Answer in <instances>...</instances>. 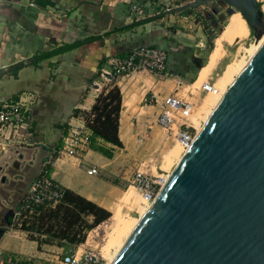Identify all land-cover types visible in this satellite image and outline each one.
<instances>
[{
    "label": "crops",
    "instance_id": "1",
    "mask_svg": "<svg viewBox=\"0 0 264 264\" xmlns=\"http://www.w3.org/2000/svg\"><path fill=\"white\" fill-rule=\"evenodd\" d=\"M184 1L0 0V72L3 74L0 103L14 97L21 99L29 106L31 116L29 128L18 130L14 142L6 146L11 155L0 157V256H12L31 264L39 260L44 261L42 264L51 263L52 260L45 257L43 246L38 250L37 243L27 239L24 232L8 228L29 186L48 163L50 179L61 189L70 190L111 212L121 194L120 187L104 175L112 159L88 147L77 157H68L59 153L62 140L69 130L86 128L83 114L90 113L99 95L93 83L100 80V68L107 67L110 58L125 56L142 46H155L166 52L167 73L170 78L176 77L166 82L149 73H146L148 77L138 73L118 78L113 83L122 96L118 131L122 150L149 139L147 137L159 127L156 124L159 108L154 99L150 100L152 104L147 102L148 95L152 93L160 101L172 92L169 80L176 85L182 78L195 74L197 78L214 49L205 61L201 48L207 37L203 14L198 15L204 6L181 14L167 13ZM166 3L172 6H165ZM134 4L143 10V18L130 12ZM192 10L198 12L191 15ZM148 18L154 19L122 30ZM92 37L101 38L42 60L36 67L24 66L13 75L17 65L39 53ZM182 86L183 82L177 87ZM76 109L80 113L73 116ZM62 125L67 128H56ZM99 145L115 149L102 142ZM92 167L97 171L88 175Z\"/></svg>",
    "mask_w": 264,
    "mask_h": 264
},
{
    "label": "water",
    "instance_id": "2",
    "mask_svg": "<svg viewBox=\"0 0 264 264\" xmlns=\"http://www.w3.org/2000/svg\"><path fill=\"white\" fill-rule=\"evenodd\" d=\"M218 1L262 37L257 0H185L167 13ZM112 264H264V42Z\"/></svg>",
    "mask_w": 264,
    "mask_h": 264
},
{
    "label": "rangeland",
    "instance_id": "3",
    "mask_svg": "<svg viewBox=\"0 0 264 264\" xmlns=\"http://www.w3.org/2000/svg\"><path fill=\"white\" fill-rule=\"evenodd\" d=\"M257 1L263 8L264 0ZM132 6L137 5L134 4ZM165 6L170 7L172 4L166 3ZM138 8L141 9L140 6H138ZM130 12L137 16L132 12V10ZM195 12L197 13L198 11L192 10L191 15ZM232 13H235V11L221 1L212 7L204 6L203 9L198 12V15L203 14L202 20H204L205 35L207 37L206 43L201 48L203 50L204 56L206 57V59L204 58L205 61H207L209 52L215 48L214 40L221 35ZM144 16L145 14L143 12L140 18H143ZM247 29L248 34L241 40H237L231 44L225 42L222 43L218 61L203 84L193 85L198 78H196L197 74L191 78H182L181 81L183 82V88H178L174 82L169 80L172 83L168 84V86H170L172 89L170 95H176L177 97L194 104V110L190 118V122L196 130H193L194 134H197L201 130L204 121L208 117L209 113L212 112L216 104V99H220L223 95V92H226L229 88V86L224 84L222 81V76L225 69L228 66H232L241 61L247 62L249 60V55L246 50L254 42V38L248 26ZM188 44L189 43L187 42V45H184L185 48H187ZM199 52L202 53L200 50ZM143 74L144 76L147 75L146 73ZM174 77L176 76L170 78V75L167 73V77L160 78L159 80L168 82V79H173ZM97 81L100 83L101 79ZM112 85L113 83H104V86L102 87L103 91H101L104 92L108 90ZM204 85H212L216 90L213 99H210L209 97V95L211 96V92H201V87ZM163 86L166 87L165 85H162L161 87ZM101 93H99V95ZM151 94L152 93H150V95L147 97V102L149 104H152L150 100L153 99V95ZM147 138L149 139L146 142L135 145L134 148L128 150H120L116 148L113 149L114 153L112 154L113 156L111 158L113 163L105 168L104 175H107L105 178L109 181H114L115 184L120 187L121 194L111 208V217L94 229L87 231L85 234V238L88 237L89 234L88 245L91 247V249L95 253L101 255L100 258L102 260V264H109L110 257L118 251L120 243L124 242L126 239L127 229H125L124 232L118 237L114 235L118 222L122 220L129 222L128 225H131L136 220L138 221L142 214H144L149 208H147L145 202L137 194L134 188L130 186V178L132 173L137 169H140L143 172H147V174H153L155 176L163 175V178H168L184 154L181 146L174 140L172 135L165 132L160 127L153 131V133ZM173 152H176V155H173ZM7 154L11 155L9 151H6L5 149L3 154H0V157H7ZM112 236L113 241L110 239ZM43 247L45 249V257L48 260H52L51 263L45 261V264H59V261L64 256L71 254L74 249L73 246L69 245H64L63 247H58L57 245ZM80 248L82 249L83 247ZM106 249L108 250L107 254ZM81 253L82 250H80L79 255ZM1 257L3 256H0V258ZM41 262L44 261L39 260L35 264H42ZM25 263L27 264V261ZM21 264L23 263L21 262Z\"/></svg>",
    "mask_w": 264,
    "mask_h": 264
},
{
    "label": "built area",
    "instance_id": "4",
    "mask_svg": "<svg viewBox=\"0 0 264 264\" xmlns=\"http://www.w3.org/2000/svg\"><path fill=\"white\" fill-rule=\"evenodd\" d=\"M131 10L138 17L143 11L138 6H132ZM167 54L164 50L157 47H139L123 57H113L107 61V67H102L98 71L101 82H94L93 88L101 93L104 83H114L118 78L138 73H149L159 78L167 77L166 71ZM176 85H182L177 81ZM102 90V91H101ZM105 92V91H104ZM202 93L216 92L212 85L201 87ZM155 104L158 105L156 124L162 130L172 135L181 148L185 151L190 147L196 134L193 133V126L190 122L194 104L187 102L176 95H169L160 101L153 95ZM29 106L21 99L5 100L0 103V154L4 152L7 145L14 136L18 135V130L29 128ZM6 132H9L8 137ZM91 132L87 128H74L69 130L63 139L62 148L59 153H64L68 157H77L89 145ZM96 173V168L92 167L87 171L88 175ZM163 175L147 174L140 169L132 173L130 186H133L138 195L146 203H153L161 188L164 186ZM62 189L54 184L46 174L33 181L28 189V198L23 211L33 204H45L53 207L62 198ZM31 210V208H30ZM14 221L10 229L18 230L21 220V213L14 215ZM92 232V231H91ZM88 237L85 238L83 245L75 246L72 253L64 256L59 264H102L101 255L95 253L88 245ZM80 247H83L82 249ZM80 250L82 253L79 255ZM5 264H21L18 260L10 256L3 260Z\"/></svg>",
    "mask_w": 264,
    "mask_h": 264
},
{
    "label": "trees",
    "instance_id": "5",
    "mask_svg": "<svg viewBox=\"0 0 264 264\" xmlns=\"http://www.w3.org/2000/svg\"><path fill=\"white\" fill-rule=\"evenodd\" d=\"M217 3H214L212 6L216 5ZM177 5L179 6V3H177ZM187 11H189V9L180 11L179 13L181 14ZM159 16L161 17L163 14H160ZM153 19L154 18H148L136 24L122 28V30L131 29L140 23H144ZM116 31L117 30H114L113 32ZM100 38L101 37H92L84 41H76L72 44H63L62 46L57 47L49 52L39 53L33 56L27 62L17 65L12 71L13 75H15L17 71L24 66L31 65L36 67L42 60L71 51L84 43L96 41ZM2 76L3 74L0 72V77ZM14 100H17V98L14 97ZM121 105L122 96L120 90L116 85H113L106 92H102L100 95H98L89 114H83L85 116L86 128L91 132L88 148L108 159H111L113 156V148H105L100 146L99 143L102 142L114 148L123 149V144L120 141L118 135ZM79 113L80 111L76 109L73 111V116H77ZM26 116L29 118L30 126V113H27ZM56 128L62 129L67 128V126L62 125L57 126ZM54 155L55 154H53V156ZM50 173V163H48L40 169L35 180L39 179L43 174H46V176L50 178ZM53 183L56 184L55 182ZM62 192V198L53 207L46 206L45 204H33L28 209L23 211V207L25 206L28 198V194H26L19 204L18 209L10 218L8 228L14 224V215L21 213V220L18 222L20 226L17 229L24 232L27 236V239L36 242L38 250H40L42 246L54 245H57L58 247H63L64 245L75 247L84 242L87 231L94 229L111 217L110 212L96 205L95 203L84 199L78 194L64 189H62ZM7 257L8 256L1 257L0 264H5L3 260H6ZM10 257L13 258L12 256ZM13 259L18 260L19 263L22 262L23 264H26V261L23 259ZM27 264L31 263L27 261Z\"/></svg>",
    "mask_w": 264,
    "mask_h": 264
},
{
    "label": "bare ground",
    "instance_id": "6",
    "mask_svg": "<svg viewBox=\"0 0 264 264\" xmlns=\"http://www.w3.org/2000/svg\"><path fill=\"white\" fill-rule=\"evenodd\" d=\"M261 10H262L263 18H264V7L263 8L261 7ZM247 34H248V29H247L246 21L242 18L241 14L239 12H236L235 11V13H233L232 15H230V17L228 19V22H227V24H226L223 32L216 39L215 48H214L213 52L210 54V57H209V61H208L207 66H205L204 68H202L200 70V72L198 74V78H197L195 84H193V85H201L207 79L208 75L210 74V72L214 68L216 62L218 61V58L220 56V50L222 48V43L223 42L228 43V44H231V43H233V42H235L237 40H241L242 38L246 37ZM263 42H264V34L262 35V37L259 40H257V41L255 40L250 45V47L246 50L247 53H248V55H249V60L247 62L241 61V62H239L237 64L232 65V66H228L225 69V71L223 73V76H222V81H223L224 84H226V85H228L230 87L234 83V81L236 80V78L242 73V71L245 69V67L248 65V63L254 58V56L256 55V53L259 51V49L261 48ZM226 92H223L222 97L225 95ZM214 96H215V93L214 92H211V96L209 95L210 99H213ZM222 97L220 99H216V101H215L216 104H215L213 110L216 108V106L218 105V103L222 99ZM213 110H212V112H213ZM212 112L209 113V115L206 118V120L204 121V123L208 120V118L210 117V115L212 114ZM182 150H183V152H185V149L182 148ZM173 155H176V152L175 153L173 152ZM164 179H165V182H166L168 178H164ZM145 204H146L147 208L148 207L150 208L151 203H146L145 202ZM149 208H148V210H149ZM148 210H146V212L144 214H142L141 218L138 221L136 220L131 225H128L129 222H125V221H122V220H120L118 222V225H117V227L115 229V234L114 235L116 237H118V236H120L124 232L125 229H127L126 230V232H127L126 239H125L124 242H121L120 243V245L118 247V251L113 256L110 257L109 264H112L113 260L115 259V257L117 256V254L120 252V250L124 246L125 242L130 237V235L132 234V232L135 230V228L137 227V225L139 224V222L143 219V217L145 216V214L147 213ZM110 239H112V241H113V236ZM107 253H108V250L106 251V254Z\"/></svg>",
    "mask_w": 264,
    "mask_h": 264
}]
</instances>
